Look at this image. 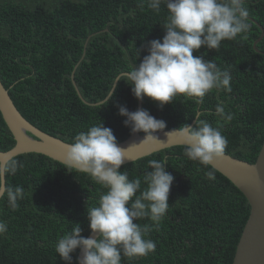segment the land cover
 Wrapping results in <instances>:
<instances>
[{"label": "trees", "instance_id": "trees-1", "mask_svg": "<svg viewBox=\"0 0 264 264\" xmlns=\"http://www.w3.org/2000/svg\"><path fill=\"white\" fill-rule=\"evenodd\" d=\"M250 30L236 40H224L217 50L201 46L193 52L214 60L232 76L231 92L213 90L202 103L178 95L158 107L145 97L141 109L166 122L164 129L200 119L221 126L227 138L225 153L254 162L264 140V0H245ZM167 9L159 13L141 0H0V80L14 105L31 124L67 143L90 126L102 122L116 142L129 127L118 106L137 110V99L125 81L116 82L111 100H103L121 72L130 71L147 54L141 45L165 34ZM136 48L140 49L135 61ZM83 56V57H82ZM82 57V59H81ZM223 103L231 121L221 120L216 107ZM195 125V123H194ZM193 125V126H194ZM145 134L142 131L139 132ZM15 141L0 114V151ZM21 163L7 185L24 189L13 211L0 200V264H67L55 253L58 239L79 225L90 233L86 209L106 191L85 173L67 171L63 163L34 152L15 156ZM166 162L174 180L169 208L157 225L148 219L147 238L156 247L145 257L122 264H231L235 246L248 217L249 204L240 190L211 166L191 161L183 146H172L121 165L129 179L151 171L148 162ZM213 171L215 179L206 177ZM79 248L71 253L77 264Z\"/></svg>", "mask_w": 264, "mask_h": 264}, {"label": "clouds", "instance_id": "clouds-1", "mask_svg": "<svg viewBox=\"0 0 264 264\" xmlns=\"http://www.w3.org/2000/svg\"><path fill=\"white\" fill-rule=\"evenodd\" d=\"M145 2L157 13L161 5L167 9L165 34L141 45L147 54L130 71L117 75L106 101L112 99L120 80L130 85L136 99L147 97L158 107L171 103L178 95L195 98L199 104L213 90L231 92L230 72L193 52L201 46L217 50L222 41L236 40L239 34L247 33L250 23L245 0H141V4ZM139 53L136 48L135 61ZM118 115L126 117L123 124L130 132L145 133L140 142L158 140L154 133L166 127L165 121L146 109L129 111L120 105ZM216 115L224 121L232 119L222 102L216 107ZM195 117L194 126L183 124L167 136L178 131L187 158L208 167L225 155L228 140L219 124L214 127L200 119L199 112ZM127 149L117 145L112 129L102 122L78 132L65 146L64 168L87 174L106 190L95 206L86 209L93 235L85 238L76 224L56 242L55 253L67 264H72L71 253L78 248L82 253L77 257L78 264H122V258L131 261L155 251V243L147 238L149 227L134 221L148 219L157 225L162 221L170 206L168 196L174 177L165 170L166 162L150 160L151 171L129 179L128 172L120 170L128 161ZM22 166L16 157L0 158V179L15 175ZM206 177L215 179L214 172H206ZM23 196L22 186L0 184V200H6L11 210L18 208ZM6 231L7 223L0 221V234Z\"/></svg>", "mask_w": 264, "mask_h": 264}, {"label": "water", "instance_id": "water-1", "mask_svg": "<svg viewBox=\"0 0 264 264\" xmlns=\"http://www.w3.org/2000/svg\"><path fill=\"white\" fill-rule=\"evenodd\" d=\"M261 32L260 37L253 42V49L264 54L255 47L263 36V31ZM74 69L70 79L81 100L86 104L103 103L105 98L99 102L89 103L80 96L73 78ZM141 104L142 100L137 99V109H141ZM0 114L15 141L10 149L0 151V158L34 152L62 163L65 146L70 143L42 131L24 118L14 105L1 80ZM195 120L194 116L189 125L193 126ZM176 129L178 128L158 130L154 133L158 140L149 139L143 142L140 141L144 139L145 134L130 132L124 140L116 143L121 148L128 147L126 154L128 161H125L127 163L168 147L183 146V139L178 131L167 136V133ZM210 166L231 181L249 204L248 217L236 243L231 264H264V140L252 163L225 153L222 158L214 160ZM0 184H5V179H0ZM91 235L93 234L90 232L87 237ZM81 255L79 249L77 257Z\"/></svg>", "mask_w": 264, "mask_h": 264}]
</instances>
